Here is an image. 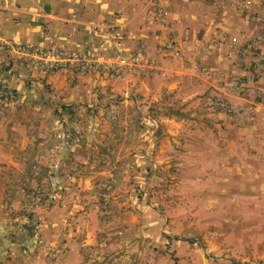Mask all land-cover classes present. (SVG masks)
<instances>
[{"label":"rangeland","instance_id":"374dc122","mask_svg":"<svg viewBox=\"0 0 264 264\" xmlns=\"http://www.w3.org/2000/svg\"><path fill=\"white\" fill-rule=\"evenodd\" d=\"M200 1L205 19L222 21L227 0ZM259 79L214 91L225 80L235 104ZM111 92L24 109L21 161H0V264H264V124L209 99L226 125L166 149L150 129L159 110Z\"/></svg>","mask_w":264,"mask_h":264},{"label":"crops","instance_id":"0c3cea01","mask_svg":"<svg viewBox=\"0 0 264 264\" xmlns=\"http://www.w3.org/2000/svg\"><path fill=\"white\" fill-rule=\"evenodd\" d=\"M201 4L200 0H0V41L81 50L104 65H123L118 75L88 72L70 81L63 71L42 74L24 58L0 53V78L16 94L9 104L0 99V161H21L16 147L26 143L24 109L30 104L47 100L54 107L90 105L97 102L99 90L109 89L115 97L158 109L150 129L159 133L166 149L171 141L190 139L193 133L202 142L201 128L210 134L208 123L213 120L223 119L225 126L226 117L212 112L208 101L222 79L254 78L232 63L240 53L231 42L232 36L243 41L254 31L232 0H227L229 7L217 19L220 22L209 16L206 20ZM252 60L247 56V62ZM249 86L247 93L231 99L253 115L251 123L256 120L261 126L264 79ZM148 145L147 155L153 141ZM71 244L72 257L75 244Z\"/></svg>","mask_w":264,"mask_h":264},{"label":"built area","instance_id":"2783aa9c","mask_svg":"<svg viewBox=\"0 0 264 264\" xmlns=\"http://www.w3.org/2000/svg\"><path fill=\"white\" fill-rule=\"evenodd\" d=\"M232 3L254 31L251 37L245 38L243 41L239 36L231 37V42L237 47L238 54L240 53V58L237 61H232V63H236L241 70L250 72L251 77H264V0H232ZM3 52L12 58H24L32 70L42 74L63 71L71 81L77 74L88 72L118 75L120 73L119 66H122L103 65L86 51L54 46L43 48L11 40L0 41V53ZM247 56H253V60L247 62ZM228 85L225 80L222 81L219 89H217L219 92L210 98L209 104L215 111L239 119L242 117L241 109L226 97ZM14 98V93L0 78V99L12 101Z\"/></svg>","mask_w":264,"mask_h":264}]
</instances>
